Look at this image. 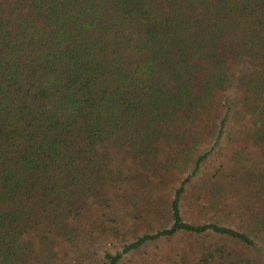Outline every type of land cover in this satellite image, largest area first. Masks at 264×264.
Instances as JSON below:
<instances>
[{
  "label": "trees",
  "instance_id": "1",
  "mask_svg": "<svg viewBox=\"0 0 264 264\" xmlns=\"http://www.w3.org/2000/svg\"><path fill=\"white\" fill-rule=\"evenodd\" d=\"M227 85L264 148V0H0V264H264V159L188 158Z\"/></svg>",
  "mask_w": 264,
  "mask_h": 264
},
{
  "label": "rangeland",
  "instance_id": "2",
  "mask_svg": "<svg viewBox=\"0 0 264 264\" xmlns=\"http://www.w3.org/2000/svg\"><path fill=\"white\" fill-rule=\"evenodd\" d=\"M226 92L227 93L222 96L221 100L222 102L224 100L227 101L228 110L226 111L220 106H217L216 110V112H223L224 114L229 113V119H227L222 131H219V138H209L208 140L201 141L193 147L188 157L189 159H192L195 154L208 150L209 153L207 158L201 164L200 169L202 172L212 173L215 168L228 165L235 149L238 150L239 155L242 153L245 157H247L251 153L264 159V148L250 146L240 139L242 136V129H244L245 126L246 118L243 116L237 118L236 114L233 113V99L230 98L233 97L235 92H233L232 86L227 85ZM188 188L189 184L186 187L185 195L187 194ZM183 206L187 211L186 214L188 216H191V211H193L194 214L196 213V211L189 206L187 200L185 201V199ZM206 218L209 217L207 216ZM118 234L119 235L117 237L113 238L114 242H111L110 240L102 241L103 248H107L110 251H115L116 249L121 250L124 243L134 238L128 225L123 226L121 232ZM178 237L180 238L162 237L157 240L149 241L138 249L125 252L117 264H168L170 262V258L175 256L173 253L180 251L184 244L185 236L178 235ZM73 257H75L74 253ZM56 259H58L56 262H62L61 258ZM72 264H74V262H72ZM83 264L87 263L84 262Z\"/></svg>",
  "mask_w": 264,
  "mask_h": 264
}]
</instances>
